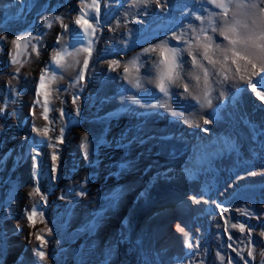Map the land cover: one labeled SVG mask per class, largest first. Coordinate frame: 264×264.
Wrapping results in <instances>:
<instances>
[{
  "label": "bare ground",
  "instance_id": "obj_1",
  "mask_svg": "<svg viewBox=\"0 0 264 264\" xmlns=\"http://www.w3.org/2000/svg\"><path fill=\"white\" fill-rule=\"evenodd\" d=\"M133 2L134 0H99V13H94L93 10L100 21L96 42L92 46L93 49H97L93 51L89 59L88 69L83 70V60L87 57L86 52H81L76 57L80 61L78 71L72 67L61 72L60 69L52 66V69L62 75L63 78L51 81L46 77L47 90L51 92L48 100L50 104L51 102L54 103L56 109L57 107L60 109L59 106L61 105L55 100L57 99L55 89L68 85L70 82H75L72 86L73 91L79 89L80 85L86 94L97 91L98 97L105 99L103 103L105 112L112 109L118 110L119 108H127L133 112L134 116L131 115L133 119L129 120L121 117L117 122L118 126L114 127V131L116 130L117 137H121L126 132L130 134L129 138L134 137L136 140L138 139L137 136L145 137L143 145L139 142H133L134 144L129 148L123 147L122 149L119 148L118 151H112L114 158H98V160H102L101 164H104L103 171L101 170L104 173H118L122 166L128 168L129 174L122 177L119 183L116 184L112 179L108 184L111 185L109 188L113 184L121 186L127 196L121 203L118 217L120 219L125 218L124 224L128 229L138 222L145 234L146 248L155 256L163 260L175 257L188 258L192 253L185 247V234L177 230V225L185 228V232L189 234V238L195 246L203 238L209 224L215 221L219 215V211L214 206V201L211 198V190L214 185L211 184L212 181L209 176L203 175V164H206L211 158L202 157L208 153L215 157L218 154L216 148L218 146L228 149L233 145L248 147L255 145L257 142L264 144V101L260 100L245 82L230 80L228 83L213 85L211 95L213 104L211 108L201 109L197 105L195 111H191L189 105H194L195 101L191 97L185 100L183 97L175 95L168 100L170 107H165V98L159 94L154 84L143 80V87L137 89L128 80L122 78L121 69L113 72L107 67L106 62L97 61V53H100L99 56H101L114 49L119 51L125 48L126 44L133 47L140 34L151 32L149 28L155 26L157 28L153 30H158L161 26H158L161 16L165 18L163 15L170 10L178 14V24L181 30L190 25L199 24V20L196 19L197 15L202 16L208 9L216 10L212 5L205 3L204 0H161L163 8L158 7L154 0L146 6L137 4L135 7H131ZM86 5L90 6L91 0H0V37H5V39L0 40L1 51L3 48L9 49V47L13 48L15 46V57L17 58L20 46L24 44V41L21 40L19 48L12 41L29 34L36 36L37 44L35 46L39 50V55L31 47L29 57L22 58V61L13 70L6 71L4 64H7V59H4L0 51V99L9 97L4 95V89L9 93L14 91L15 95L16 91H20L15 87H21L23 93L20 92L17 99V106L19 107L14 111L15 114L21 113L24 115L27 122L31 118L29 112L26 111L30 108L33 111L37 107L35 103V107L33 109L31 107L33 97L41 99L42 96L44 98L40 88L38 89L39 95L35 92L34 96L31 97L33 94V88H30L32 83L34 87H37L40 82L41 71L49 66L50 58L54 52L70 44L72 30L81 31L79 26L74 24V21L77 16L89 11ZM81 9H83V12ZM93 13L85 18H89ZM11 21H13L11 24L4 27L7 22ZM22 21H25V26L20 28L18 23ZM64 24L69 26V34H65L61 44L57 45L58 36L64 33ZM164 30L165 28L160 29V33H163ZM156 40L157 37L152 39V41ZM135 45L134 48L140 44L136 43ZM84 46H87V40H85ZM76 47H80V45H76ZM68 50L74 51L70 46ZM142 51L143 48L141 47L140 50L130 52L125 56L123 54L126 52H120V55H122L120 58L124 62H128L135 59L137 54L142 53ZM186 58L190 59V57ZM141 59L147 61L146 56H142ZM72 63L74 66V62ZM150 67L151 62L146 63L144 68L141 69V76H149L148 68ZM185 67L190 66L186 65ZM17 68H19V72L16 71ZM81 72L84 74V79L78 81L77 76ZM15 74L18 75V79L10 77ZM130 75H136L134 69H130ZM256 79L258 78H253V82ZM256 87L257 91L264 92V88H261L259 84ZM173 91L182 92L183 89L182 87L175 88ZM153 96L154 98L160 97V99H154ZM137 100L140 102L136 103ZM150 100L158 101L151 102ZM223 103L226 106L225 108L222 107ZM69 107L70 111L74 112L77 104L71 102ZM1 109L2 106H0V112ZM156 110H159L158 116L165 120L168 118L164 114L181 120L180 126L175 127L173 123L169 124L167 122L159 123L160 119L151 117L157 113ZM132 112H129V114ZM174 112L177 113L176 116L173 115ZM146 117L151 118L144 119ZM185 117L199 120L200 127H196L195 124H185L183 122ZM200 117L209 118L213 123L204 125ZM222 119H225L226 122H222ZM174 121L178 123V120ZM43 123L44 126L39 124L38 119H36V128L44 129L46 127L49 133L48 137L42 136L37 131L34 132L42 139H53L50 143H42L41 148H39V150L45 152L47 164L44 165L45 163L42 164L39 160H33L34 169L43 167V170H45L49 167L56 178L58 174H61L62 153L64 154L69 150L71 154L77 153L86 157L84 147L88 146V148L92 147L93 151L97 150L96 140L99 134H91L88 131L89 124L86 123L82 128H75L73 131L66 126L68 128H65L66 131L61 134V131L56 133L52 131L45 121ZM19 128H21L20 125ZM193 128L198 129L193 130ZM204 128H207V131H204ZM20 132L15 131L14 134L10 133L6 137L21 139L22 134ZM71 134L73 140L70 145L56 139L58 136L64 140L66 136ZM167 136L171 142L164 140ZM6 137L3 138L2 136L1 139ZM10 143L11 141L6 146L7 150L14 151ZM53 143H55V147L52 146ZM194 145H196L197 152ZM211 146L215 147L211 148ZM97 151L100 154L101 149L98 148ZM53 154L56 156L55 160ZM14 155L13 152L11 155L9 153L7 158H14ZM227 156L231 158V153ZM89 158H83L82 166L84 169L88 165ZM214 159L218 161L219 158ZM107 163H113L115 165L114 169L107 168ZM234 164L231 165V170L234 168ZM83 168L80 171L81 175H85L86 172ZM24 170H26V167H24ZM28 172L23 176L24 182L20 191L17 212L20 210L19 207H23V205L29 207L32 201L28 194L33 191L32 178L37 177V175L34 173L32 176H28ZM247 183L250 184L248 180L242 181L240 187L247 186ZM193 196L201 202L195 203L192 200ZM130 198L132 203L128 201ZM204 201H208V203ZM86 211L87 208L84 207L80 220H83ZM117 227L118 224L115 219H111L103 228L101 236L104 239H109L111 236L119 234ZM126 228L123 226L120 229L124 230Z\"/></svg>",
  "mask_w": 264,
  "mask_h": 264
},
{
  "label": "rangeland",
  "instance_id": "obj_2",
  "mask_svg": "<svg viewBox=\"0 0 264 264\" xmlns=\"http://www.w3.org/2000/svg\"><path fill=\"white\" fill-rule=\"evenodd\" d=\"M218 10L208 9L202 17H207L209 12ZM177 15L170 10L167 14L163 15L165 18L161 16L158 25L161 26L156 30L157 32L153 30L157 28L155 26L149 28L150 34H140L136 42L138 45L140 44L138 47L134 48L136 43L133 47L126 44L125 48L119 51L114 49L101 56H99L100 53H97L96 60L106 62L109 69L111 60H118L123 65L130 61L124 62L120 58L122 56L120 52H126L123 54L125 56L130 52L140 50L141 47L143 49L148 48L149 45L159 43L166 34L170 36L173 31L177 33L187 32L189 35H192L191 28H198L201 25V21H199V24L190 25L181 30ZM12 22H7L4 27ZM23 26H25V21L18 23V27L23 28ZM162 28H165V30L163 33H160V29ZM27 36H30L32 39L28 44L24 43L20 46L17 58L15 57V46L13 48L9 47V49L3 48L2 51V48L0 49L4 59H7V64L3 63L6 71L15 69L22 61V58H28L31 54V46L37 44L35 40L36 36L33 34ZM156 37L157 40L152 41ZM170 43L175 44L176 41H170ZM96 49L94 48L93 51ZM13 59L18 63H12ZM76 60L78 59L76 58ZM74 64V69L78 71L79 64L75 62ZM119 69L122 70V67ZM119 69L112 71L117 72ZM130 69L132 68L130 67ZM10 77L18 79L17 74ZM74 83L70 82L68 85L57 87L60 91L55 100L61 106H59L60 109L58 107L56 109L53 102L49 103L48 121H45L41 115L44 98L42 96L41 99L33 97L35 92L38 95L40 93L38 91L40 82L37 84V87H34L33 83L30 87L31 89L33 88L31 96L33 97L32 109L37 104V100L40 103L36 105L37 107L33 111L31 108L26 111L29 112V117L31 118V120L28 118V122L21 113L15 114V109L19 107L17 106V99L20 96V92L23 93L21 87H15V89L18 88L20 90L16 91L17 95H14V91L9 93V91H5L4 89V95L9 97L0 99V106H2L0 112V264H201V261L203 264H221L217 253L225 257L224 264H228V257H232L234 264H244L240 256L237 255V252H240L243 257L248 259L249 264H264V256L260 255V252L264 251V237L259 235L261 231H264V144L262 142H257L255 145L248 147L233 145V147H228V149L218 146L216 147L218 154L215 157L211 153L202 157L211 158L206 164H203V175L209 176L212 181L211 184L214 185L211 190V198L215 202L214 206L216 203H219L224 208L229 209V211L225 213L224 218H221L220 213L222 209L216 208L219 211V215L206 228L203 238L199 240L200 247L196 249L195 255L192 254L188 258L175 257L163 260L146 248L145 234L138 225V222L128 229L124 224L125 218L120 219L118 217L121 203L127 196L122 187L116 184L120 182L122 177L129 174L128 168L122 166V169L118 173H104L102 172L104 164H101L102 160H98V158H114L112 151H118L119 148H129L137 142L144 143L145 137L141 138L137 136V140L134 137L129 138L130 134L128 132L121 137H117L116 130L114 131V127L118 126L117 122L119 119L124 117L132 120L134 116L133 112L127 108L112 109L105 112L103 110L105 99H100L97 91L86 94L81 85L79 89L73 91L72 86ZM76 83L81 84L80 82ZM74 98H76L74 104H77V107H75L74 112H71L69 103H73ZM156 99H160V97ZM222 107H226L224 103ZM61 109L63 110V115L60 113ZM123 109L132 113L124 115V113H120ZM156 111L157 113L151 117L160 119L159 123L167 122L169 124L173 123L175 127L180 126L181 120L164 114L168 118L166 121L158 116L159 110ZM135 117L137 116L135 115ZM151 117L144 119H150ZM36 119H38L39 124H42V126H44L43 121H45L55 133L68 127L73 131L75 128H82L86 123L89 124L88 131L93 135L99 134L96 140V148L97 150L98 148L101 149L100 154L96 149V151H93L92 147L88 148V146L84 147L86 157L77 153L71 154L67 150L66 153H62L61 174H58L56 178L49 167L45 168V170H43V167L34 169L32 165L33 160H39L42 164L45 163L44 165L47 164L45 152L39 150V148H41L42 143H50L53 139H42V137L34 132V128L37 127ZM174 120H178V123ZM222 122H226V120L222 119ZM19 125L21 128H19ZM196 129L198 128H193V130ZM15 131H21V139L6 137L10 133L14 134ZM65 131L66 129L62 132ZM2 136L6 138L1 139ZM167 139L165 138L164 140L171 142V140ZM72 140L73 136L71 134L66 136L62 141L66 145H70ZM10 141L14 151L7 150L6 146H8ZM213 147L215 146H211V148ZM194 149L197 152L196 145H194ZM12 152L15 154L14 158H7V154L10 153L11 155ZM227 152L231 153V158H228L227 155L230 153ZM83 158H89L85 169L82 166V162H84ZM214 158L219 159L217 161ZM107 164V168L114 169L115 165L113 163ZM232 164L235 166L231 170ZM24 167H26L27 171L24 170ZM82 168L86 170L85 175H81L80 173ZM27 172L29 173L28 176H32L35 173L38 177L32 178V190H34V186L38 185L41 193L47 195V203L42 209L44 220L47 223H40L39 217H37L35 228L28 226L25 215L26 209L30 210L33 200L30 202L29 207L28 205H23V207H19L20 210L17 212L20 191L24 182L23 176ZM250 172H256L257 174L250 175ZM112 179H114L116 184H113L109 188L111 185L108 184ZM244 180H248L250 184L247 183V186L240 187L241 182ZM35 199L39 200L40 197L37 196ZM128 201L132 203L131 198ZM84 207L87 208V211L84 214L83 220H80ZM245 209L253 215L251 217L243 215L242 210ZM111 219H115L118 224L117 229L120 235L117 233V235L111 236L109 239H104L101 236V232ZM225 219H230L232 223L243 222L255 230L253 232V257L247 256L249 246L246 240L243 241L245 239L244 235L239 232L238 228H228V233L233 236L231 241L228 240V233L224 230ZM253 220H256L254 224L252 223ZM123 226L126 229L121 230ZM49 228L52 230L51 235L48 234ZM37 231L48 241L43 248L46 254L44 261H40L36 253V249L40 243L34 235ZM229 243L237 251L228 248L227 245Z\"/></svg>",
  "mask_w": 264,
  "mask_h": 264
},
{
  "label": "snow or ice",
  "instance_id": "obj_3",
  "mask_svg": "<svg viewBox=\"0 0 264 264\" xmlns=\"http://www.w3.org/2000/svg\"><path fill=\"white\" fill-rule=\"evenodd\" d=\"M149 2H153V0H134L131 7H135L137 4L146 6ZM154 2L158 7H164L161 5V0H154ZM204 2L212 5L215 9H219V11H211L207 17L197 15L196 19L201 21V25L198 28H191L192 35L187 32L177 33L173 31L170 36L166 34L159 43L144 48L142 53L137 54L135 59L128 63L122 65L118 60H111L110 70L122 67V78L128 80L137 89L143 87V80L154 84L159 94L165 98V107H170L168 100L175 95L183 97L185 100L191 97L195 101L194 105H189L191 111H195L197 105L201 109L211 108L213 104L211 98L213 85L228 83L230 80L245 82L256 96L264 101V92L257 91L256 87L259 84L261 88H264V0H204ZM86 7L89 8V11L77 16L74 21V24L78 25L81 31L72 30L70 44L54 52L50 58L49 66L42 70L39 76L40 88L44 96L41 115L45 121L49 120L50 102L48 97L51 95V92L47 90L48 85L45 83L46 77L51 81L63 78L62 75L52 69V66L60 69L61 72L71 69L73 67L72 62L80 63L79 60H76V57L81 52H86L87 57L83 60V70L86 71L89 67V59L93 53L92 46L96 42L97 29L100 27L99 17L94 14L100 11L99 0H91V5H86ZM81 11L83 12V9ZM90 13H93L91 18H85ZM63 28L64 33L58 36L57 45L61 44L65 34H69V26L64 24ZM2 39H5V37H0V40ZM31 39L30 36H24L13 40L12 43L19 48L21 40L28 44ZM85 40H87L86 47L84 46ZM170 41H176V43L172 44ZM76 45H80V47H76ZM69 46L74 51H69ZM31 47L39 55L38 48L35 45ZM142 56H146L147 61L142 60ZM186 57H190V59ZM148 62H151V67L148 68L150 75L147 77L141 76V69ZM12 63L18 62L13 59ZM186 65L190 67L186 68ZM130 67L135 70V76L130 75ZM16 71L19 72V68ZM253 78L258 79L253 82ZM77 79L78 81L84 79L83 72L78 74ZM181 87L182 92L173 91V89ZM55 91L58 94L60 89L57 88ZM75 100L76 98L73 99V103H75ZM135 102L139 103L138 100ZM36 103L39 104L40 101L37 100ZM60 113L63 115L62 109ZM173 115L176 116L177 113L174 112ZM200 120L204 125L213 123L211 119L206 117H200ZM183 122L200 127L199 120L196 119L185 117ZM203 130L207 131V128ZM34 131L44 137H48L49 134L46 127L44 129L34 128ZM62 131L63 129H61V134ZM56 139L62 142V138L57 137ZM52 146L55 147V143ZM53 159H56L55 154H53ZM249 174L256 175L257 173L250 172ZM28 195L33 200L30 210L26 209L25 211L28 226L35 228L37 217H39L40 223L46 224L42 209L47 203V195L41 193L38 185L34 186V190ZM37 196L40 197L39 200L35 199ZM192 200L195 203L201 202L195 196L192 197ZM204 202L208 203V201ZM215 206L217 209H222L220 216L224 218L229 209L224 208L219 203H216ZM242 214L246 217L253 215L246 209L242 210ZM229 227L231 229L238 228L239 232L244 235L249 246L247 256L253 257L254 244L251 237L255 230L243 222L232 223L230 219H225L224 230L226 233H228ZM177 230L185 234V247L195 255L196 249L200 247L199 243L194 246L184 227L177 225ZM51 233L52 230L49 228L48 234L51 235ZM34 235L36 240L40 242L36 253L39 260L44 261L46 254L43 248L48 241L39 231L35 232ZM259 235L264 237V231H261ZM232 239L233 236L228 233V240L231 241ZM227 247L232 248V244L229 243ZM232 250L237 251L234 248ZM237 255L240 256L244 264H249L248 259L243 257L240 252H237ZM260 255L264 256V251L260 252ZM217 257L221 264H224L225 257L219 253H217ZM227 262L228 264H234L232 257H228ZM201 264H203L202 261Z\"/></svg>",
  "mask_w": 264,
  "mask_h": 264
},
{
  "label": "crops",
  "instance_id": "obj_4",
  "mask_svg": "<svg viewBox=\"0 0 264 264\" xmlns=\"http://www.w3.org/2000/svg\"><path fill=\"white\" fill-rule=\"evenodd\" d=\"M255 212V211H254ZM256 220H253L252 223L254 224ZM252 241L254 240V235L251 237ZM243 241H245V239H243Z\"/></svg>",
  "mask_w": 264,
  "mask_h": 264
}]
</instances>
